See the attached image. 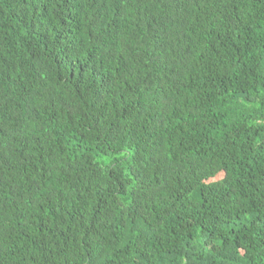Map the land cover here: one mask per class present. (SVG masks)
Listing matches in <instances>:
<instances>
[{
	"label": "trees",
	"instance_id": "trees-1",
	"mask_svg": "<svg viewBox=\"0 0 264 264\" xmlns=\"http://www.w3.org/2000/svg\"><path fill=\"white\" fill-rule=\"evenodd\" d=\"M0 264H264V0H0Z\"/></svg>",
	"mask_w": 264,
	"mask_h": 264
}]
</instances>
